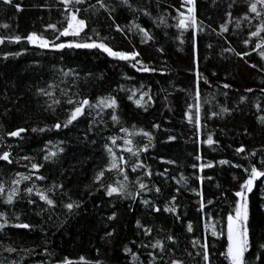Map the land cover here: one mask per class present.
I'll list each match as a JSON object with an SVG mask.
<instances>
[{"label": "trees", "instance_id": "trees-1", "mask_svg": "<svg viewBox=\"0 0 264 264\" xmlns=\"http://www.w3.org/2000/svg\"><path fill=\"white\" fill-rule=\"evenodd\" d=\"M19 2L22 5V10L19 12L0 4V25H9L7 29L0 27V35H26L37 31L51 39V30H45L44 25L61 20V9L57 0H19ZM136 2L142 4L143 0ZM228 2L229 0H217V4L213 5L212 0H197L198 18L203 20L205 25L211 24L212 28H217L224 20V11ZM161 3L166 7L168 3H175V0H161ZM236 14L234 11L233 15ZM85 15L91 14L85 13ZM131 19V14L126 10L118 13L117 22L121 25L127 24ZM138 22L150 29L155 36L154 41L141 43L140 36L134 33L125 38L112 30L109 27L110 22L103 17L90 19L89 29L86 31L92 39H104L116 50L135 49L140 53L137 59L146 64L150 62L149 66L157 69L155 72L137 71L131 66L134 61H119L97 49L56 51L40 49L25 41L18 44L6 42L0 45V124L3 125L0 134L17 127L29 129L22 134L24 137L22 140L5 138L6 143L12 146L13 159L19 162L12 165L0 162V177L8 180L17 171L28 174L29 169L24 165L29 161L20 158L29 156L33 158V162L44 164L40 174L47 179L36 181L38 186H47L54 181L62 182L67 195L72 199L84 201L78 215L67 217L61 209H56L55 214L45 212L36 215L39 211L38 205H30L26 200L14 206L0 202V211L7 212L10 220H13V215L18 213L20 221L34 225L31 230L7 227L0 231V241L4 245L11 244L17 249L34 250L32 254L22 251L11 254V258L19 260L23 256V264H56L57 261L67 257L73 261V264H85L84 261L79 260V257L83 256L88 264H94L96 260H101L103 264H132L131 257L122 252V246L137 238L136 219H141L143 223L154 228L171 229L180 236L181 240L184 238L185 228L181 223L174 221V218L167 213H149L139 199L132 205L133 210L129 211L128 200L117 203L110 202L109 198L102 196L101 193H95L91 197L87 195L85 185H90L94 172L103 164L106 156L103 151L105 138L116 130V126L110 121L106 129L96 127L90 131L89 118L82 117L78 123L68 128L31 132L33 127L51 126L57 119L61 121L64 119L63 109L58 108L54 113L45 111V98L36 95V88L43 87L46 83L55 81L60 84L61 79L71 80V77H62L61 69H72L79 73L77 83L84 95L97 96L108 93L115 95L120 104L119 115L124 126L134 124L153 132L154 147L149 148L142 159L154 173L151 177L152 183L161 188L156 203L162 206L171 195L176 194V203L179 205L178 211L182 214V221L185 223L192 221L194 228L198 227V234L203 232L205 218L197 211L198 197L188 190L199 185L194 175L199 170L194 169L192 165L208 160L214 162L229 160L247 166L248 160L244 159V154H237L235 149L241 144L247 151L260 149L264 145V123L258 119L259 116L264 115V112L257 111L254 107L257 101L264 105V93L260 92V89L264 88V71H260L264 61H261L255 53L243 59L229 52L221 55V49L227 47V44L214 33L210 34L207 31L198 34L197 49L194 53L189 42L191 30L184 32L182 37L184 42L181 43L180 31L175 27L156 28L146 17H141ZM169 23L172 24L174 21L170 20ZM90 29L98 32L99 37ZM226 35L231 41V46L237 51L245 50L240 43L244 33H237L233 29ZM209 43L213 45L211 49L207 47ZM160 48L163 52L158 51ZM5 52H21V55L4 59ZM197 62L199 72L211 83L209 86L203 79L200 80L202 115L210 111L219 112L220 106L232 109L230 113L202 121L206 127L203 128V135L200 137L195 135L194 126L189 124L185 117L187 106L194 103L196 78L194 68ZM250 64H256L258 67L252 68ZM139 67L140 65H137V68ZM224 83L230 84L231 87L223 88ZM141 85L145 86V90L150 88L153 96L154 102L147 111L127 99L131 94L130 90L139 89ZM60 86L66 85L60 84ZM247 88L254 89V92H246ZM242 95L248 97L246 102L239 101ZM135 98H138V95ZM153 123H159L160 129H152ZM209 131L214 134L213 138L219 141L218 145L209 147L199 143L200 139L206 138ZM169 135L175 136L176 139L169 141L167 139ZM140 139L137 137V140ZM49 141L51 144L48 143ZM61 141L63 143H60ZM55 145L63 147L64 152L58 154L55 163L43 161L46 146L54 150ZM197 155H202L204 161H197L195 159ZM168 160L176 163L168 164L166 163ZM252 163L260 167L256 159H253ZM165 169L167 176L170 177L167 181L155 175ZM202 174L212 177L211 181L205 180L203 185L205 197L214 200V206L207 207L209 222L212 219L219 221L227 214L233 199L232 194L239 180L243 179L244 173L239 168L217 164L214 168L205 169ZM181 175L187 178V185L176 183ZM234 175L238 177L237 180L233 179ZM134 176L135 174L133 178ZM171 177H175L176 180ZM262 181L264 178L256 182L253 192L249 194L250 227L254 248L264 242V209L260 207L264 203ZM24 186H31V182H23L21 188ZM177 188L180 189L178 194L175 192ZM221 192L228 195L227 203L221 199ZM145 196L149 199L154 198L152 193H147ZM112 204L116 206L118 218L109 223L106 217L112 211ZM49 215L51 219L48 218ZM105 224H108L107 229ZM112 226L116 228L113 237L102 239L104 232L110 230ZM217 226L219 227V223ZM209 242L213 246L211 249L213 264H227L224 257L219 255L224 251L226 240L223 237L219 240L210 237ZM45 248L51 255L44 252ZM7 255L9 254H0V259Z\"/></svg>", "mask_w": 264, "mask_h": 264}, {"label": "snow or ice", "instance_id": "snow-or-ice-1", "mask_svg": "<svg viewBox=\"0 0 264 264\" xmlns=\"http://www.w3.org/2000/svg\"><path fill=\"white\" fill-rule=\"evenodd\" d=\"M57 3L61 9V20L44 25L45 30H51V39L42 32L32 31L26 35H0V45H4L6 42L18 44L25 41L27 44L37 46L40 49L56 51L97 49L119 61H134L131 66L136 68L137 71L155 72L157 69L150 67V62L146 64L144 61L137 59L140 53L135 49L130 51L116 50L104 39H92L86 31V29H89L90 19L103 17L110 22L109 27L116 33L123 35L125 38L134 33L140 36L141 43H147L148 41H154L155 36L150 29L138 22L141 17H146L156 28L175 27L178 29L181 43L184 42L182 39L184 32L191 30L189 42L192 44L194 53L197 49L198 34L207 31L210 34L214 33L227 44V47L221 49V55L229 52L243 59L255 53L261 61H264V0H229L224 11V20L217 28H212L211 24L205 25L204 21L198 18L197 0H175V3H168L166 7L161 3V0H143L142 4L137 3L136 0H57ZM212 3L216 5L217 0H212ZM0 4L14 8L17 12L22 10L19 0H0ZM121 10H126L132 16V19L124 25L117 22L118 13ZM234 11H236V15H233ZM85 13L91 15H85ZM170 20L174 23L170 24ZM230 25L232 26L231 29ZM0 27L7 29L9 25L3 24ZM233 29L237 33H244L240 43L245 50L237 51L231 46V41L226 34L232 32ZM90 30L99 37L98 32H95L94 29ZM62 37L69 39L62 40ZM207 47L211 49L213 45L209 43ZM158 51L163 52V49L160 48ZM19 55H21V52H5L3 58L8 59L9 56ZM137 65H140V67L137 68ZM249 66L252 68L258 67L256 64H250ZM194 71L196 72L194 103L187 106L188 111L185 112V117L188 123L194 126L195 135L200 137L203 135V128L206 127V124L202 121L230 113L232 109L220 106L219 112L210 111L202 115L200 80L203 79L204 83L209 86H211V83L199 72L198 62ZM260 71H264V66L260 67ZM60 72L63 78L71 77L70 81L61 79L60 84H65V87H61L55 81L49 82L43 87L36 88V95L45 98V111L54 113L58 108L63 109L64 119L62 121L57 119L51 126L33 127L31 132H45L53 128L57 130L68 128L78 123L82 117L89 118L90 131L96 127L106 129L110 121L112 125L116 126V130L105 138L103 151L106 156L103 164L94 172L90 185H85L87 195L91 197L95 193H101L102 196L109 198L110 202L116 201L117 203L128 200L129 211L133 210L132 205L139 199L149 213L163 212L170 214L174 221L181 223L182 227L185 228L184 238L181 240L180 236L173 233L171 229L154 228V226L143 223L141 219H136L137 238L122 246V252L131 257L132 264H213L211 250L213 246L209 242L210 237L215 240L223 237L226 240L224 251L220 252L219 255L224 257L227 264H264V242L259 243L255 248L253 246L249 207V194L253 192L256 182L264 178V145L260 149L254 148L247 151L245 146L241 144L235 149L237 154H244V159L248 160L247 166L229 160L218 162L208 160L192 165L194 169L199 170L198 173L194 174L199 185L188 190L198 197L197 211L205 218L203 232L198 234V227L194 228L192 221L186 223L182 221V214L178 211L179 205L176 203V194L171 195L162 206L156 203L161 188L152 183L151 177L154 173L151 167L142 159L143 154L147 153L149 148L154 147L155 136L153 132L139 128L134 124L128 127L124 126L119 115L120 104L115 95L111 93L97 96L84 95L79 90L77 83L79 73L74 72L72 69H61ZM230 87L231 85L228 83L223 84L225 89ZM245 91L252 93L254 89L247 88ZM130 92L131 94L127 96V99L133 101L137 107L144 111H147V108L154 102L150 88L145 90L144 85H141L139 89L130 90ZM260 92L264 93V88H261ZM137 95L138 98L134 99ZM247 100V96L242 95L239 97L241 103ZM254 107L257 111L264 112V105L259 101L254 104ZM169 110L171 109L169 108ZM258 119L264 123V115L259 116ZM151 127L158 130L161 125L153 123ZM0 128H3L2 124H0ZM28 131V128L17 127L14 130L0 134V162H5L7 165L19 162L13 159L12 146L6 143L5 138L13 137L22 140L24 138L22 134ZM244 131L247 134V129ZM213 135L211 131L207 132L206 138L200 139L199 143L206 144L209 147L218 145L219 141L215 140ZM137 137L141 139L137 140ZM167 139L172 141L176 137L169 135ZM48 143L51 144L50 141ZM53 147L54 150L46 146L43 161L55 163L58 154L64 152L63 147L58 145ZM20 159L29 161L27 165H24L29 169V172L25 174L17 171L8 180L0 177V202L8 206H14L16 203L26 200L30 205H38L39 211L36 212V215H42L45 212L55 214L56 209L63 210L66 217L79 214L84 203L82 199H72L71 196L67 195L65 185L62 182L54 181L47 186H38L36 181L47 179L40 174V169L44 167V164L33 162V158L29 156ZM195 159L204 161L202 155H197ZM253 159H256L260 164L259 168L256 163H252ZM166 163L174 164L176 162L168 160ZM217 164H227L230 167L239 168L244 173V177L239 180L237 188L232 194L233 199L229 204L227 214L221 217L219 221L212 219L209 222L207 207L214 206V200L205 197L203 185L205 180L211 181L212 177L205 176L202 173L205 169L214 168ZM133 174H135L134 178ZM155 175L162 177L165 181L170 178L167 176V169L155 173ZM171 179L176 180L175 177H171ZM233 179L237 180L238 177L234 175ZM26 181L31 182V186L21 188L22 183ZM176 183L187 185L188 180L181 175ZM179 191V188L175 189L177 194ZM147 193H152L154 198H146L145 194ZM220 197L226 203L229 200L225 192H221ZM41 201L43 204H39ZM260 207L264 209V203ZM48 218L51 219V215ZM117 218L116 206L112 204V211L107 215L106 220L111 223ZM218 223L219 227L217 226ZM7 227L31 230L34 225L20 221L18 213H15L13 220H10L7 212L0 211V231ZM105 228H108V224H105ZM115 232L116 228L112 226L110 230L104 232L102 239L113 237ZM129 245H132V247ZM0 248H2V253L9 254L0 259V264H23V256L18 260L11 258V254L21 251L26 254L34 252L33 249H17L11 244L4 245L2 241H0ZM133 248L136 250L134 251ZM44 252L51 255L47 248L44 249ZM97 253H99V249H97ZM79 260L88 264L83 256H80ZM56 264H73V261L65 257L57 261ZM94 264H103V262L96 260Z\"/></svg>", "mask_w": 264, "mask_h": 264}]
</instances>
